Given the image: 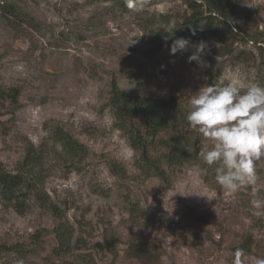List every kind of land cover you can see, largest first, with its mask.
Returning <instances> with one entry per match:
<instances>
[{
  "label": "rangeland",
  "instance_id": "374dc122",
  "mask_svg": "<svg viewBox=\"0 0 264 264\" xmlns=\"http://www.w3.org/2000/svg\"><path fill=\"white\" fill-rule=\"evenodd\" d=\"M0 1L16 14L0 3V87L18 90L16 104L0 101V162L16 171L28 142L41 148L44 188L75 230V248L56 255L51 213L32 201L17 214L0 198V264H232L242 245V264L264 258V215L254 214L264 208L252 205L264 200V156L254 161L256 184L236 192L216 183L215 164L208 167L214 179L206 181L195 161L171 169L163 182L137 168L108 102L113 79L129 94L176 97L186 110L202 86L238 79L264 87V0L237 7L257 42H244L245 33L233 27L236 35L226 40L205 38L174 54L173 42L154 43V30L162 15L176 22L187 11L185 0H146L142 11L124 0ZM200 44L199 59L189 60ZM56 127L86 153L71 158L54 139ZM209 143L201 135V145ZM143 241L152 256L130 250ZM16 243L37 252L21 258L2 250Z\"/></svg>",
  "mask_w": 264,
  "mask_h": 264
},
{
  "label": "trees",
  "instance_id": "16d2710c",
  "mask_svg": "<svg viewBox=\"0 0 264 264\" xmlns=\"http://www.w3.org/2000/svg\"><path fill=\"white\" fill-rule=\"evenodd\" d=\"M241 0H185L187 11L176 22L167 15H162V22L154 30V43L171 44L177 38H185L188 47L197 45L203 39L216 38L226 40V35L233 32V27L244 32L243 41L257 42L259 34L246 27L248 18L238 14V3ZM205 6V8H204ZM2 11L16 15L11 5L2 3ZM206 9V10H205ZM231 23L234 25L232 26ZM241 24H243L242 27ZM174 26L173 32L165 31ZM259 59V66L264 72V52ZM109 90L108 102L114 118L113 125L126 138L128 145L134 150L137 168L146 176H157L163 182H169L171 169L195 161L200 168L206 169L201 174L206 181L212 180L209 174L212 168L203 163L199 157L201 135L190 129L186 120V110L176 97L157 98L129 94L121 90L113 79ZM11 99L18 101V90L0 87V101ZM55 140L62 149L74 158L86 153V147L71 133L62 128H54ZM43 151L28 142L24 147V155L16 171H8L0 162V198L6 206H11L17 214H24L31 207L32 201L47 209L56 219L53 227V253L67 254L75 248L73 244L74 227L65 217L63 209L54 201L44 188ZM114 173L121 171L116 162H109ZM216 167V165H214ZM214 167V169H215ZM200 172V171H199ZM214 172V171H213ZM215 175L214 173L211 176ZM35 243L40 241V233L32 235ZM38 248V246H37ZM246 246L239 247L245 250ZM3 251H13L21 256L37 252L36 248L27 247L23 243L2 246ZM134 254L152 256L154 251L146 241L130 245ZM1 264H6L2 262Z\"/></svg>",
  "mask_w": 264,
  "mask_h": 264
},
{
  "label": "clouds",
  "instance_id": "9594fccd",
  "mask_svg": "<svg viewBox=\"0 0 264 264\" xmlns=\"http://www.w3.org/2000/svg\"><path fill=\"white\" fill-rule=\"evenodd\" d=\"M146 0H124L126 7L142 11ZM170 25L165 31L173 32ZM188 41L177 38L170 46L174 54L186 48ZM204 45L197 46V53L189 60H198V53ZM190 109L186 120L190 129L197 131L209 144L200 148L199 157L208 166L216 165L215 181L221 187L236 192L244 186L256 184L254 161L264 156V87L256 84L245 86L238 79L230 80L222 86H202L189 95ZM206 174V169H199ZM253 188V194L258 193ZM255 209L264 208V200H252ZM257 216L264 211H256ZM243 252L237 250L232 264H242ZM255 264H264V258H258Z\"/></svg>",
  "mask_w": 264,
  "mask_h": 264
},
{
  "label": "built area",
  "instance_id": "2783aa9c",
  "mask_svg": "<svg viewBox=\"0 0 264 264\" xmlns=\"http://www.w3.org/2000/svg\"><path fill=\"white\" fill-rule=\"evenodd\" d=\"M0 3H3L2 1H0Z\"/></svg>",
  "mask_w": 264,
  "mask_h": 264
}]
</instances>
